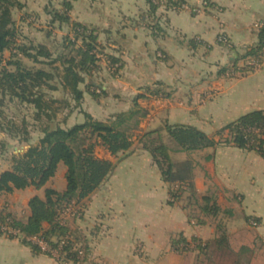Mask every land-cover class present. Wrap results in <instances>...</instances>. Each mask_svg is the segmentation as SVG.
<instances>
[{"label": "crops", "instance_id": "crops-1", "mask_svg": "<svg viewBox=\"0 0 264 264\" xmlns=\"http://www.w3.org/2000/svg\"><path fill=\"white\" fill-rule=\"evenodd\" d=\"M20 1L19 11L32 9L41 16L44 12L45 19L50 16L46 8L55 4L54 0ZM62 1L55 5L62 6ZM185 1L187 7L181 10L158 9L162 30L155 32L145 18L146 0L72 1V19L97 28L104 52L119 57L121 67L114 72L115 66L100 54L101 67L81 84L84 97L67 117L68 122L75 119L67 126L83 122L82 111L99 120L127 111L138 93L147 94L138 103L148 111L127 150L112 154L100 141L95 146V155L111 160L114 168L90 195L73 202L76 211L66 216L76 244L84 250L76 264L200 263L205 249L197 244L212 241L219 229L213 220L216 216L202 209L203 196L217 202L230 232L243 237L246 220L258 222L250 228L246 245L258 239L264 242V156L224 141L228 130L218 134L241 115L264 110V52L259 69L238 71L233 77L220 72L257 43L258 28L264 24V0ZM23 20L15 22L16 27L26 28ZM67 27L59 32L66 34ZM34 28L30 27L33 41L29 42L37 44L40 31ZM44 34L39 43L50 46V35ZM222 35L232 48L219 41ZM250 61L240 60L239 65ZM157 83L170 92L169 97L147 93L146 88ZM167 123L193 125L220 140L215 146L186 151L178 149L162 130L171 144L172 160L193 162V193L186 190L173 201V185L163 179L152 155L137 139L140 133L165 128ZM10 168L1 166L0 171ZM65 173L66 166L60 163L44 187L2 193L0 206L8 203L19 218L24 210L27 218L34 195L44 198L46 187L66 188ZM181 238L196 246L181 249V242L176 244ZM0 264L64 263L20 239L0 235Z\"/></svg>", "mask_w": 264, "mask_h": 264}, {"label": "trees", "instance_id": "trees-1", "mask_svg": "<svg viewBox=\"0 0 264 264\" xmlns=\"http://www.w3.org/2000/svg\"><path fill=\"white\" fill-rule=\"evenodd\" d=\"M72 1L63 0L62 5L65 10L52 12L51 23H67L73 34L72 36L68 33L63 37L61 51L56 54L44 43H16L18 32L13 16L14 9L22 8L23 4L20 0H0V94L2 95L0 103L4 102L3 98L6 96L10 100L17 99L22 103L30 104L37 119L45 117L48 121L56 116L57 111L68 109L64 117L66 120L74 109L81 106L84 97L81 84L85 82L86 76L92 75L101 67L100 54H104L109 64L115 66L114 72L119 70L121 59L104 52V47L98 41L97 28L72 19L70 14L68 15L66 11L72 9ZM146 1L149 8L145 18H148V25L154 32L162 30L159 19L162 15L157 14L160 7H163L164 11H170L181 10L187 5L185 0ZM224 37L226 41L223 40ZM219 41L230 48L233 47L224 35L220 36ZM5 50L10 51L7 60L3 56ZM263 52L264 24L258 28L257 43L246 48L242 55L235 56L230 65L221 68L220 72L228 75L232 70L235 72L253 70L249 62L239 65V61H249V59L262 61ZM19 55L31 59L35 64L49 65L50 68L27 65ZM59 89L65 94L63 98L49 95L50 91ZM146 91L156 97L170 96V92L165 90L161 83H157L153 88L147 87ZM146 96L145 92L138 93L129 110L114 113L106 120L96 119L89 112L82 111L83 122L68 127L61 125L51 127L49 122L43 126V135L37 144L30 145L23 153L13 155L11 168L0 171V195L25 189L28 186L40 189L54 177L60 163L66 166V188L58 191L46 187L44 198L34 195L29 200L30 214L25 220L16 218L11 212L3 215V210H0L1 219L12 217L14 226L18 227L24 236L20 239L22 242L32 246L35 251H41L26 238L42 234L51 240L54 236L71 233L69 227L59 221L61 208L90 195L114 168L111 160L95 155L96 144L100 141L112 154L130 148L133 144L134 130L148 113L147 109L138 103L139 98ZM56 104L58 106H55ZM0 128L11 134L14 133L12 131H18L15 123L12 127L0 124ZM164 129L181 150L202 149L220 142L193 125L167 123ZM226 130L228 136L224 141L255 150L264 156V110H254L241 115L223 126L218 134L222 135ZM162 136V130L147 131L139 136V142L152 155L163 179L173 185L170 195L178 199L186 190L193 193V162L190 159L174 162L170 156V147ZM28 139L29 136L26 135L24 140ZM202 200L204 212L212 216L219 215L220 207L212 197L203 196ZM44 223H48V227H44ZM180 242L187 241L181 238L176 244ZM218 242H221V238ZM73 243L70 241L66 247L67 258L77 262L80 256L78 251L74 250ZM209 243L202 245L200 241L197 246L203 250Z\"/></svg>", "mask_w": 264, "mask_h": 264}, {"label": "rangeland", "instance_id": "rangeland-1", "mask_svg": "<svg viewBox=\"0 0 264 264\" xmlns=\"http://www.w3.org/2000/svg\"><path fill=\"white\" fill-rule=\"evenodd\" d=\"M55 4H57L58 0H54ZM53 3L50 4L46 8V12L50 15L49 19L44 18V12L41 14L38 11L32 9H23L19 11L21 8L14 9V17L15 22H19V19L24 18L26 28L20 27L19 24L17 27V40L16 43H29V40L33 41V35H31L30 27H32L36 31H40V36L36 39L35 42L39 43L42 41L44 37V33L50 34V48L56 52L61 51V43L63 41V37L68 33L72 34L71 27L67 23L60 24L56 22L55 24L51 23V18L53 16V11L62 12L64 9L62 6H57ZM42 12V10H41ZM68 15L72 18V9L66 11ZM23 14V15H22ZM47 20V21H45ZM29 24V25H27ZM67 27L66 34H61L59 31L64 30L63 28ZM10 55L9 50H5L3 53L4 59L7 60ZM27 65L36 66V67H44L49 69L50 66L46 64H35L31 59L19 55ZM5 62V61H3ZM49 95L55 98H63L65 94L62 89L50 91ZM2 99V95L0 94V100ZM3 103H0V124H3L5 127H12V124H17L18 131H12L13 134L3 131L0 128V168L6 167L8 165L12 166V157L15 154H20L26 151L30 145H35L39 142L41 136L43 135L42 128L45 124L49 123L51 127H55L56 125L66 126L68 127V123L72 124L75 119L71 121L64 120V116L68 109H61L57 111L56 116L48 121L45 117L42 119H37L33 107L30 104L22 103L17 99L10 100L8 96L3 98ZM55 106H58L56 104ZM77 110L74 109L73 112ZM12 120V122H11ZM13 129V128H12ZM159 130H164V127L158 128ZM157 130V129H153ZM151 131V130H150ZM146 132V131H145ZM163 132V131H162ZM143 133H140L141 136ZM29 136V139L24 140L25 136ZM163 135V133H162ZM138 136V140L140 139ZM163 140L168 144L166 137L162 136ZM10 203V202H9ZM7 211H10L9 204H3ZM13 216L19 218L14 213ZM24 215V210H21V219L25 220L26 217ZM19 218V219H20ZM226 215L219 214L215 218L213 217L214 223L218 225V235L208 244L207 248L202 252V259L198 264H264V242L258 239L254 242L253 245H246L244 242L250 241V228L253 227L250 220H246L245 228L248 230L244 231V236L242 237L238 232H230L228 222L225 220ZM235 226V225H233ZM254 228V227H253ZM221 238V242L218 240Z\"/></svg>", "mask_w": 264, "mask_h": 264}, {"label": "built area", "instance_id": "built-area-1", "mask_svg": "<svg viewBox=\"0 0 264 264\" xmlns=\"http://www.w3.org/2000/svg\"><path fill=\"white\" fill-rule=\"evenodd\" d=\"M186 8L187 5H184ZM73 36V34H72ZM224 41H226V38H223ZM253 66V70L259 69L262 65L261 61H256L254 59H251L249 62ZM238 72L231 71L228 73L229 76H235ZM177 186V185H176ZM171 199H175L174 196H170ZM0 210H3V215H6L7 208L5 206H0ZM76 211V208L74 207L73 203L64 205L59 213V221L61 224L66 225V216L70 213H74ZM251 224L253 226H257L258 222L256 220H251ZM0 235H4L6 237L10 238H17L21 239L23 238V234L21 233L20 229L13 224V219L11 216H7L4 219L0 218ZM28 242L38 246L41 250V252H44L51 256L52 258L64 263V264H76L77 262H74L71 259L67 258V250L66 247L68 246L69 242L72 241L74 250H77L79 253V256L84 255V250L82 247L78 246L73 238L72 233L68 232L64 235L54 236L51 240H48L44 235L37 234L33 236H29L26 238ZM181 249H189L196 244L193 242H181L180 244ZM204 245V244H202ZM79 264V263H78Z\"/></svg>", "mask_w": 264, "mask_h": 264}]
</instances>
